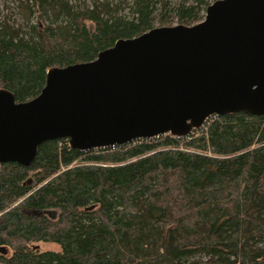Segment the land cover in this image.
Returning <instances> with one entry per match:
<instances>
[{
	"label": "trees",
	"instance_id": "trees-1",
	"mask_svg": "<svg viewBox=\"0 0 264 264\" xmlns=\"http://www.w3.org/2000/svg\"><path fill=\"white\" fill-rule=\"evenodd\" d=\"M171 1L131 0L121 14L114 0H15L18 27L0 7V89L27 102L49 69L195 25L217 0ZM0 264H264V117L88 151L47 141L29 167L1 164Z\"/></svg>",
	"mask_w": 264,
	"mask_h": 264
},
{
	"label": "water",
	"instance_id": "water-1",
	"mask_svg": "<svg viewBox=\"0 0 264 264\" xmlns=\"http://www.w3.org/2000/svg\"><path fill=\"white\" fill-rule=\"evenodd\" d=\"M234 113L264 117V0H217L195 25L155 27L51 68L27 102L0 89V165L29 167L47 141L88 151L183 138Z\"/></svg>",
	"mask_w": 264,
	"mask_h": 264
},
{
	"label": "rangeland",
	"instance_id": "rangeland-1",
	"mask_svg": "<svg viewBox=\"0 0 264 264\" xmlns=\"http://www.w3.org/2000/svg\"><path fill=\"white\" fill-rule=\"evenodd\" d=\"M94 0H71L72 4L76 5L77 7H80L81 4H84L86 6H91V3ZM101 1V0H98ZM117 3H119L120 5V9H121V14H127L128 10L126 9L127 5L131 3V0H114ZM172 0L171 2L173 3ZM0 4H1V9H2V13L6 16H8L11 20L13 19L15 26H20L22 22V19L19 15V13L17 12L16 7V2L15 0H0ZM33 23L39 24L38 21L36 20V15H34L33 19H32ZM44 24V23H43ZM42 23L39 24L40 26L43 25ZM88 28L90 30H93V25L92 24H88ZM35 247L40 250V251H58V247L56 245L53 244H43V243H37L35 244Z\"/></svg>",
	"mask_w": 264,
	"mask_h": 264
}]
</instances>
